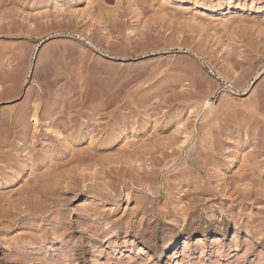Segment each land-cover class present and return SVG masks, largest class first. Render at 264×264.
Instances as JSON below:
<instances>
[{
    "label": "rangeland",
    "instance_id": "rangeland-1",
    "mask_svg": "<svg viewBox=\"0 0 264 264\" xmlns=\"http://www.w3.org/2000/svg\"><path fill=\"white\" fill-rule=\"evenodd\" d=\"M169 263L264 264V0H0V264Z\"/></svg>",
    "mask_w": 264,
    "mask_h": 264
},
{
    "label": "bare ground",
    "instance_id": "bare-ground-1",
    "mask_svg": "<svg viewBox=\"0 0 264 264\" xmlns=\"http://www.w3.org/2000/svg\"><path fill=\"white\" fill-rule=\"evenodd\" d=\"M240 9H241V10H246L245 7H242V6L240 7ZM187 238H188V237H187ZM185 242H187V239H185ZM175 244H177L176 241H172L171 243H169V246L172 247V246H174ZM171 251H172V250H170V252H171ZM166 256H168V255H166ZM169 264H170V263H169Z\"/></svg>",
    "mask_w": 264,
    "mask_h": 264
}]
</instances>
